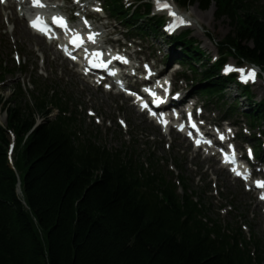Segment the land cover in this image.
I'll return each mask as SVG.
<instances>
[{
  "label": "trees",
  "instance_id": "trees-1",
  "mask_svg": "<svg viewBox=\"0 0 264 264\" xmlns=\"http://www.w3.org/2000/svg\"><path fill=\"white\" fill-rule=\"evenodd\" d=\"M182 1L203 10L214 4L218 19L231 26L226 45L238 58L264 66V9L253 0ZM139 28L160 31L152 21ZM172 43L183 48L185 61H203L189 33ZM201 65L202 72L193 67L199 90L222 100L229 82L207 62ZM51 91L36 87L32 103L22 90L2 100L7 123L0 125V264H255L237 236L232 242L221 224L209 227L197 218L207 207L199 208L187 192L177 195L155 157L151 175L135 150L110 154L82 141L75 113L49 119L54 109L71 113L70 101ZM248 101L252 123L264 122V100ZM37 115L44 121L35 127ZM8 130L17 136L15 170ZM237 234L244 237L241 228ZM254 244L257 264H264L262 244Z\"/></svg>",
  "mask_w": 264,
  "mask_h": 264
},
{
  "label": "rangeland",
  "instance_id": "rangeland-1",
  "mask_svg": "<svg viewBox=\"0 0 264 264\" xmlns=\"http://www.w3.org/2000/svg\"><path fill=\"white\" fill-rule=\"evenodd\" d=\"M212 8L213 11L211 13L210 10ZM212 8H210L208 11H202L198 7V5H195L189 9V13L195 18L197 23L196 28L193 32V36H195L199 41L202 42L203 48L211 56H213L216 52V42L223 39L231 29L227 21H217L215 19L214 14L216 10L215 7ZM207 32L212 34L215 40L209 41L208 37L206 36ZM13 40H17V46L19 47V49H21V53L26 55L30 59L27 75L29 76L30 74H32V80L34 78H38V71L36 75L34 74L37 62V53L35 51L37 43L34 41L28 42L24 40L17 32V29L14 35L7 33L3 16H0L1 59L10 61L11 53L13 51ZM152 44H154L155 46H162V56L168 54L169 49L165 46L166 44L163 42V40H151L150 45ZM38 68L39 70L42 69V71H44L43 68ZM46 71L50 74L49 77L51 78V81L47 82L45 81V79H38V81L41 82L42 86L43 84H46L45 82H47L49 86H54V88L57 87L58 90H60L67 96H72L75 99V102L78 103V105H85V101L87 98V93L85 92L87 91V88L80 81V77H74L69 72L68 67L60 64L59 62H53L51 60H49ZM15 85L16 81L10 82L8 85H6L3 89L2 96H5L7 98L10 97V95L13 93ZM237 94L238 91L234 88V86L228 89L226 100H228L229 104L233 102ZM91 95L93 96V99L90 102V105L93 106L99 116H103V119H111L113 121V124H115L114 122H116V117H118L121 113L120 115L124 116L130 123V132L134 133L135 139L141 144V149L148 148L151 151L156 152L157 156L162 160L163 166L178 162L181 169L183 170L184 176L190 179L191 182L193 181L191 183L192 188L196 191L197 189L198 191L206 190V199L209 203H211L213 217H216L218 207L222 203H226V200L227 202L234 201L233 204L238 209V214H246L247 217L248 215H250V218L252 214H257V211L254 210L256 203L253 204L250 196L245 193L244 190H242L238 185L234 184V182L227 180V177L223 174H219L223 196H213L212 187L210 190H208V188H210L207 187L208 183L211 181L213 175H216V171H214L216 162L214 160L210 161V164L214 166L213 169H208L207 162H204L200 157L195 158V155L190 152V149L187 148V144L182 141L181 137L176 138L174 142L170 144L171 147L167 148V143L163 140V138L160 135H156L157 133L159 134L158 129L153 125L147 123L143 117H139L135 113V111L130 108L127 102H125L124 98L116 97L112 94L102 93L101 91H91ZM263 98L264 92H258V94L256 95V99L260 101ZM238 103L243 111L248 109L247 107L249 104L245 99L238 101ZM120 108H123L124 110L121 111ZM78 111L79 119L83 122H81V124L84 127L87 136L93 134L94 136L102 139L103 144L105 143L104 145H106L109 149L124 150L127 145H130L125 143V140L127 139L125 138V135L123 133L121 135L116 130H114V128L107 129L106 127H100L101 129L97 130V128L92 125V119H88L84 111H81L79 108ZM56 114L57 112L55 111L54 114L51 115V117L54 118ZM1 119H5L4 115L1 116ZM114 127H116V125H114ZM146 144L148 146H146ZM199 167H201L202 171ZM199 175L203 176L205 183H197ZM222 191H220V193ZM221 218L225 219L227 217L222 216ZM230 221L233 220H227V222ZM247 222L254 225L255 234L264 243V227L260 225L259 219L253 222L251 219H247ZM233 223L235 224L236 222L233 221Z\"/></svg>",
  "mask_w": 264,
  "mask_h": 264
},
{
  "label": "snow or ice",
  "instance_id": "snow-or-ice-1",
  "mask_svg": "<svg viewBox=\"0 0 264 264\" xmlns=\"http://www.w3.org/2000/svg\"><path fill=\"white\" fill-rule=\"evenodd\" d=\"M32 2H33L34 6H40V7L44 6L40 2V0H32ZM156 5H157L158 10L167 9L173 17H175L177 20H179V22L181 24L186 23V21L184 20L183 17L178 16V14L175 13V11L172 10L171 5L168 4L166 2V0H156ZM53 21L57 25L67 29V22H66L65 18H63V17H54ZM32 25H33V27L39 28L41 31H44V32H47L49 30V27H50L40 17H37L36 20L32 21ZM96 35H97L96 33H92V34H90L88 36V39L91 40L93 43H95V36ZM84 42H85L84 38L82 36H80L79 33H76L74 35L72 43L75 46L80 47V46H82V44ZM95 56H96V58H98V59H100L102 61L101 63H95V60H93L92 63H93V65L95 67H105V68L108 67V62H103V59H102L103 58V53L102 52L95 53ZM73 58H75V57H73ZM116 59L124 60L125 63L127 62L124 57H116ZM229 70H232L231 67L229 68ZM238 71L244 73V76H243L244 82H247L249 79H252V80L255 79V70L248 71V70H245V69H240ZM112 74L115 75V72H113ZM152 95L155 96L156 94L152 93ZM156 102L159 103L161 101L159 99H157ZM144 107L147 108V104H145ZM152 114L156 115V113H152ZM189 116H190V114H189ZM163 122L165 124L167 123V121H163ZM193 127H195V124H193ZM221 139H223V136H221ZM197 143H200V141H197ZM208 143H210V141ZM248 151H249V155L251 156V149H249ZM225 162H231L232 164H236L237 163L236 159H235V150L234 149H233V152H232L231 155H229L227 153L225 154ZM232 171L235 172L237 175L241 176L245 180H247L249 175H250V173L241 172L238 167H233ZM254 183H255V185L257 187L264 188V181L257 180ZM261 198L264 199V194H262Z\"/></svg>",
  "mask_w": 264,
  "mask_h": 264
},
{
  "label": "bare ground",
  "instance_id": "bare-ground-1",
  "mask_svg": "<svg viewBox=\"0 0 264 264\" xmlns=\"http://www.w3.org/2000/svg\"><path fill=\"white\" fill-rule=\"evenodd\" d=\"M210 11L212 13L213 8ZM18 28V33L24 40H28L29 42L34 41L37 43H42V38L33 34L29 28L23 25L22 22H18Z\"/></svg>",
  "mask_w": 264,
  "mask_h": 264
}]
</instances>
